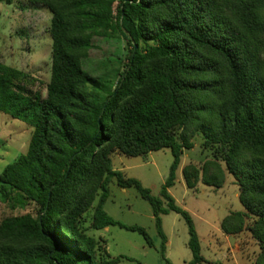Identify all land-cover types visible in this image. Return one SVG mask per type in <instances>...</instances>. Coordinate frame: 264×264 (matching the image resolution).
Returning <instances> with one entry per match:
<instances>
[{
  "label": "trees",
  "instance_id": "1",
  "mask_svg": "<svg viewBox=\"0 0 264 264\" xmlns=\"http://www.w3.org/2000/svg\"><path fill=\"white\" fill-rule=\"evenodd\" d=\"M27 2L51 15L50 79L41 98L33 76L0 61V111L32 126L26 152L0 172V194L11 208H35L0 219V264H118L82 226L86 215L91 229L117 225L152 245L143 227L104 210L113 178L149 203L162 255L161 215L172 211L188 225L186 264L202 263L191 217L168 191L195 134L211 158L182 167L185 186L220 187L230 173L244 211L227 214L220 228L247 230L260 249L255 263L264 264V0H119L116 14L114 0ZM115 32L130 50L102 96L81 60L94 36ZM162 148L172 163L158 195L112 168L113 152Z\"/></svg>",
  "mask_w": 264,
  "mask_h": 264
},
{
  "label": "rangeland",
  "instance_id": "2",
  "mask_svg": "<svg viewBox=\"0 0 264 264\" xmlns=\"http://www.w3.org/2000/svg\"><path fill=\"white\" fill-rule=\"evenodd\" d=\"M114 0L112 5L118 4ZM50 12L44 6L31 7L27 0H0V61L28 72L36 81L31 90L39 91L45 97L46 84L50 79L51 44L48 31ZM93 47L87 57L82 58V67L96 78L104 88L102 96L113 89L123 70L130 46L119 32L110 36H94ZM32 126L22 120L0 111V172L20 154L25 153L31 137ZM193 147L185 149L181 164H201L211 158L210 152L202 146V137H191ZM113 152L112 168L119 169L125 177L137 179L143 187L158 195L161 185L169 174L172 154L168 148L152 151L145 156H124ZM223 166V165H222ZM180 169L176 171L175 183L168 189L176 203L190 215L200 243V254L204 261L200 264H256L259 246L247 230L225 238L220 228L222 219L229 213L244 211L239 200V190L233 176L226 172L220 187L199 182L191 190L183 184ZM109 196L104 210L114 219L145 229L152 245L137 231L127 230L117 225L109 226V231L91 229L90 215L84 216L82 226L86 232L101 240L112 257H120L118 264H186L192 258L188 247V225L175 212L162 216V231L171 240L161 251L162 239L158 235L149 203L134 187L122 188L113 178L108 185ZM10 202L0 194V219L5 216L34 213L33 204L25 208H11ZM92 209L89 211L91 212ZM90 214V213H89ZM252 218H246L251 223ZM236 236L237 239H234ZM231 247L234 249L232 250Z\"/></svg>",
  "mask_w": 264,
  "mask_h": 264
},
{
  "label": "crops",
  "instance_id": "3",
  "mask_svg": "<svg viewBox=\"0 0 264 264\" xmlns=\"http://www.w3.org/2000/svg\"><path fill=\"white\" fill-rule=\"evenodd\" d=\"M149 154H150V153H149ZM117 155H120V154H117ZM184 165H186V164H184ZM184 165L180 164V167H179L180 171H181V169H182V167H183ZM113 169H114V168H113ZM117 170H119V169H117ZM180 179L182 180V182H183V184H184L183 178H180ZM168 191H169V190H168ZM169 193H170V192H169ZM170 194H171V193H170ZM171 196H172V195H171ZM172 197H173V196H172ZM175 201H176V200H175ZM163 215H165V214H163ZM163 215H161V222H162V223H163V220H162V219H163V218H162ZM152 216H153V215H152ZM103 230L108 232V231H109V227H105V228H103ZM222 234H223L224 237L227 238V239H229L230 236H231V235H226L223 231H222ZM234 239H237L236 236H234ZM165 244H166V245H170V244H171V240H170V238L167 237V236H166V243H165ZM231 249L234 250L232 247H231ZM107 252H108V251H107Z\"/></svg>",
  "mask_w": 264,
  "mask_h": 264
},
{
  "label": "built area",
  "instance_id": "4",
  "mask_svg": "<svg viewBox=\"0 0 264 264\" xmlns=\"http://www.w3.org/2000/svg\"><path fill=\"white\" fill-rule=\"evenodd\" d=\"M116 7H117V4H116V6L115 5H112V13L113 14H116Z\"/></svg>",
  "mask_w": 264,
  "mask_h": 264
},
{
  "label": "water",
  "instance_id": "5",
  "mask_svg": "<svg viewBox=\"0 0 264 264\" xmlns=\"http://www.w3.org/2000/svg\"><path fill=\"white\" fill-rule=\"evenodd\" d=\"M136 48V45H134V49ZM233 240V237L232 236H230V238H229V241H232Z\"/></svg>",
  "mask_w": 264,
  "mask_h": 264
}]
</instances>
